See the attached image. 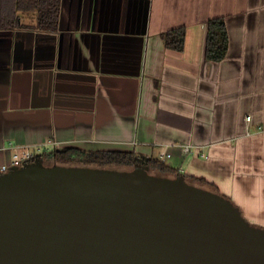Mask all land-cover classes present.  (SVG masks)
<instances>
[{
	"label": "crops",
	"instance_id": "crops-1",
	"mask_svg": "<svg viewBox=\"0 0 264 264\" xmlns=\"http://www.w3.org/2000/svg\"><path fill=\"white\" fill-rule=\"evenodd\" d=\"M18 16L0 30V160L66 147L166 153V166L264 229V0H60L55 31L34 11ZM215 17L228 35L217 63L204 58ZM178 27L181 52L160 37Z\"/></svg>",
	"mask_w": 264,
	"mask_h": 264
},
{
	"label": "water",
	"instance_id": "water-1",
	"mask_svg": "<svg viewBox=\"0 0 264 264\" xmlns=\"http://www.w3.org/2000/svg\"><path fill=\"white\" fill-rule=\"evenodd\" d=\"M0 264H264V229L181 176L32 161L0 173Z\"/></svg>",
	"mask_w": 264,
	"mask_h": 264
},
{
	"label": "trees",
	"instance_id": "trees-1",
	"mask_svg": "<svg viewBox=\"0 0 264 264\" xmlns=\"http://www.w3.org/2000/svg\"><path fill=\"white\" fill-rule=\"evenodd\" d=\"M60 0H0V30H11L19 27V12L34 11L37 14V27L42 30L55 31L58 24ZM185 28L178 27L160 35L164 47L181 52L184 48ZM228 35L224 19L215 17L205 23L204 58L209 62H220L226 56ZM45 165L59 164L64 166H82L132 170L145 168L149 173L175 178L182 176L188 183L207 185L202 179H189L178 174L162 161L144 159L133 152L83 150L76 147L44 150L37 156ZM199 182V183H198ZM216 192L215 190H212ZM217 193V192H216ZM219 194V193H218Z\"/></svg>",
	"mask_w": 264,
	"mask_h": 264
},
{
	"label": "built area",
	"instance_id": "built-area-1",
	"mask_svg": "<svg viewBox=\"0 0 264 264\" xmlns=\"http://www.w3.org/2000/svg\"><path fill=\"white\" fill-rule=\"evenodd\" d=\"M249 120H250V117L247 116L246 121H249ZM182 151L185 154L191 152V145H184L182 147ZM38 155L40 154L37 152L17 150L11 155L10 161L8 163H4L0 165V173H5L9 171L12 167H21L29 162L37 161L36 158ZM167 157H169L168 154L162 153L160 155V160L164 161V159Z\"/></svg>",
	"mask_w": 264,
	"mask_h": 264
},
{
	"label": "rangeland",
	"instance_id": "rangeland-1",
	"mask_svg": "<svg viewBox=\"0 0 264 264\" xmlns=\"http://www.w3.org/2000/svg\"><path fill=\"white\" fill-rule=\"evenodd\" d=\"M10 161V158H3L2 160H0V162H2V163H8ZM199 187V186H198ZM200 187H202V188H204V189H207V190H210V191H212L213 189H211L209 186H204V185H202V186H200ZM254 226H257V227H259L258 225H254ZM260 228H262V227H260Z\"/></svg>",
	"mask_w": 264,
	"mask_h": 264
},
{
	"label": "flooded vegetation",
	"instance_id": "flooded-vegetation-1",
	"mask_svg": "<svg viewBox=\"0 0 264 264\" xmlns=\"http://www.w3.org/2000/svg\"><path fill=\"white\" fill-rule=\"evenodd\" d=\"M37 161H40V159H38Z\"/></svg>",
	"mask_w": 264,
	"mask_h": 264
}]
</instances>
